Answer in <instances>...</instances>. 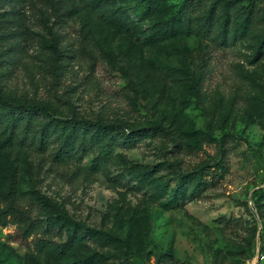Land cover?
I'll use <instances>...</instances> for the list:
<instances>
[{
    "label": "rangeland",
    "instance_id": "1",
    "mask_svg": "<svg viewBox=\"0 0 264 264\" xmlns=\"http://www.w3.org/2000/svg\"><path fill=\"white\" fill-rule=\"evenodd\" d=\"M183 2L147 17L136 0H0V95L116 125L114 145L80 162L54 160L56 137L46 152L0 150V185L17 170L32 216L63 215L83 236L55 256L33 251L41 233L0 225V264H264V23L241 29L253 6L264 20V0H206V36H155ZM47 121L35 116L30 140Z\"/></svg>",
    "mask_w": 264,
    "mask_h": 264
},
{
    "label": "trees",
    "instance_id": "2",
    "mask_svg": "<svg viewBox=\"0 0 264 264\" xmlns=\"http://www.w3.org/2000/svg\"><path fill=\"white\" fill-rule=\"evenodd\" d=\"M161 1L136 0V7L140 13L148 17L158 10ZM205 2L206 0H184L178 11L170 19H161L156 23L154 35L162 37L166 33L176 34L195 29L199 35L206 36L210 29L206 30L203 27H198L195 22V16L202 11ZM263 23L264 20L257 16V11L253 6L247 11L246 18L241 23V29L247 31L252 29L254 25ZM215 40L220 45L229 44L224 33L218 35ZM36 115L48 118V121L41 128L38 144L35 143L34 136L31 140L29 139L36 124ZM115 129V124L99 120L64 118L45 103L16 102L0 95V150L17 151L27 147H35L40 152H46L51 139L56 137L62 140V146L55 155L54 160L59 163H68L70 160L80 162L88 152L97 150L100 147H112L114 145L112 134ZM102 160L101 155L94 159L93 167L95 170L99 169ZM136 177L141 184L147 180L146 174L137 173ZM183 185L184 181L177 188L182 189ZM200 186L207 187L208 183L203 181L197 184L196 188ZM255 195H258L260 199L264 198V188L255 191ZM0 199L5 203V206L0 210V225L16 224L19 233L25 240H28L33 234H42V236L34 238L33 251L63 256L70 253L80 243L83 236L79 235L76 226L69 223L63 215L51 218L49 224L44 226L32 216L28 208L22 205L17 170L10 174L7 186L0 185ZM50 226L61 227L66 230L68 238L63 244L56 245L47 236L50 232ZM88 233L92 238H97L95 237L96 231H89ZM103 242L111 243L112 239L105 237ZM77 264L92 263L91 260L84 259ZM117 264L136 263L126 260Z\"/></svg>",
    "mask_w": 264,
    "mask_h": 264
},
{
    "label": "built area",
    "instance_id": "3",
    "mask_svg": "<svg viewBox=\"0 0 264 264\" xmlns=\"http://www.w3.org/2000/svg\"><path fill=\"white\" fill-rule=\"evenodd\" d=\"M262 257H264V255H262Z\"/></svg>",
    "mask_w": 264,
    "mask_h": 264
}]
</instances>
